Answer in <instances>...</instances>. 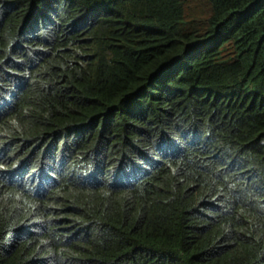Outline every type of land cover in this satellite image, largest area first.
<instances>
[{
    "label": "trees",
    "instance_id": "obj_1",
    "mask_svg": "<svg viewBox=\"0 0 264 264\" xmlns=\"http://www.w3.org/2000/svg\"><path fill=\"white\" fill-rule=\"evenodd\" d=\"M189 1L0 0V264H264V0Z\"/></svg>",
    "mask_w": 264,
    "mask_h": 264
},
{
    "label": "rangeland",
    "instance_id": "obj_2",
    "mask_svg": "<svg viewBox=\"0 0 264 264\" xmlns=\"http://www.w3.org/2000/svg\"><path fill=\"white\" fill-rule=\"evenodd\" d=\"M206 4L208 8H210L209 3H206ZM207 6L201 0H192V1H189V6L187 7V10L190 15L204 16L207 10Z\"/></svg>",
    "mask_w": 264,
    "mask_h": 264
}]
</instances>
